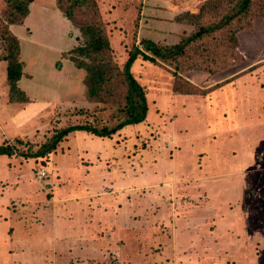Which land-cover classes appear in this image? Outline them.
I'll return each instance as SVG.
<instances>
[{
  "label": "rangeland",
  "instance_id": "rangeland-1",
  "mask_svg": "<svg viewBox=\"0 0 264 264\" xmlns=\"http://www.w3.org/2000/svg\"><path fill=\"white\" fill-rule=\"evenodd\" d=\"M142 1L97 0L120 67L140 45ZM207 1L214 3L194 0L190 9L198 13ZM41 3L47 9L37 8L40 30L33 29L31 42L23 40L32 74H25L20 86L33 100L9 101L7 63L0 59V143L18 151L0 156V264H209L217 258L240 264L235 248L214 258L216 247L197 254L191 247L211 241L210 223L231 222L225 212L235 207L236 230L245 212L246 229L262 237L254 263L264 264V110L257 104L264 107V90L243 103L236 79L253 74L264 88V17L258 2L250 11L257 16L252 27L239 29L234 22L211 38L222 46L218 69L135 59L132 71L149 105L143 122L109 137L77 130L55 151L34 158L20 151L38 148L59 127L117 123L122 101L117 93L90 98L85 70L71 52L83 38L72 23L68 30L58 23L52 0ZM208 7L212 10L200 22L222 16L220 6L219 12ZM62 53L63 61L54 65ZM112 89L125 91L116 82ZM40 167L48 172L44 178L37 174ZM59 194L70 196L55 205L51 200ZM193 226L200 235L189 241Z\"/></svg>",
  "mask_w": 264,
  "mask_h": 264
},
{
  "label": "trees",
  "instance_id": "trees-1",
  "mask_svg": "<svg viewBox=\"0 0 264 264\" xmlns=\"http://www.w3.org/2000/svg\"><path fill=\"white\" fill-rule=\"evenodd\" d=\"M6 5L1 10L0 22V58L7 63L6 80L8 86V99L15 103L30 101L29 96L19 85V80L24 73V61L21 59V44L19 38L12 32V24H21L29 13V0H5ZM59 8L71 21L83 38L82 43L71 49L78 54L73 56L76 66L84 68V83L91 99L97 100L103 96L117 93L122 97L117 123L112 126H96L92 123H74L59 127L34 150L20 151L25 157L42 158L55 151L60 142L71 132L80 130L101 137H109L119 129L143 122L149 112L147 96L143 85L138 81L132 71L135 59L139 56L149 61H184L190 66L218 69L222 66V58H218L221 50L220 42H213L211 38L216 32L238 22L239 29L252 27L253 20L257 16H251L253 5L258 2V14L264 17V0H214V3H204L197 13L189 10L179 11L176 18L190 23L192 30L181 36L171 44L161 43L150 38H141L140 45H134L128 58L120 67L114 60L111 44L105 25L101 21L97 0H57ZM209 6L222 16L210 23L199 20L204 17V12L210 11ZM220 6V7H219ZM219 7V9H218ZM208 9V10H207ZM203 21V20H202ZM236 35V34H235ZM235 40L238 36H232ZM224 58V57H223ZM75 62V61H74ZM124 88L123 94L112 89L113 84ZM18 141H22L21 138ZM18 152L10 143H0V155H13ZM89 243V242H88ZM86 253L85 251L82 252Z\"/></svg>",
  "mask_w": 264,
  "mask_h": 264
},
{
  "label": "crops",
  "instance_id": "crops-1",
  "mask_svg": "<svg viewBox=\"0 0 264 264\" xmlns=\"http://www.w3.org/2000/svg\"><path fill=\"white\" fill-rule=\"evenodd\" d=\"M41 1L42 0H29V13L27 17L25 18L24 22L21 24L11 25L12 32L20 40L21 59L24 61V66H25L23 76L20 79L21 82L24 80L25 74H29V73L32 74V71H29V69L26 70L27 62L24 57L27 58V55H26L27 53L26 52L24 53L23 40L31 42L32 37H33L32 36L33 31H34L33 29H37L38 31L40 30V27H39L40 23L39 24L37 23L39 22L38 20L39 17L38 16L35 17V14L37 13L39 14L40 12V10H38L37 12V8L41 7L42 9L44 8L47 9L41 3ZM52 1H53V8L51 9V14L54 13V18L58 19L59 21L58 23L63 24V25L65 24L68 30L70 28L71 21L64 15L63 11L59 8L57 4V0H52ZM183 1L184 0H143L142 1L143 5L141 9V19L139 22V27L137 29L139 36L142 38L144 37L150 38L152 40H155L161 43L171 44V43L177 42L181 36L189 33L192 30L193 26L190 23H187L186 21L177 19L176 13L181 11L182 9L191 10L190 8H192V3H189V2L194 1V0H188V1L185 0L187 2H183ZM193 4H196V3L194 2ZM4 6H5L4 0H0V22H1V10ZM192 11H194V9H192L191 12ZM63 51L64 50H62L61 52ZM60 58L61 59L58 58L56 60L54 65H56L57 62L63 61V58H64L63 53L61 54ZM1 60H4V59H1ZM66 61H68V58L66 59ZM5 74H6V69H5ZM256 78L257 77H255V75L253 74H242L241 76L236 78L237 83L239 84V88L237 90L239 101H243V103H250L253 100L250 98V96H252V93L253 95L256 94L259 88L264 90L263 86L259 87L260 83ZM20 80H19V85L21 83ZM23 89L29 96L30 91L26 88H23ZM252 89H254L253 92H252ZM31 98L32 97H30V99ZM31 100H33V98ZM259 103L260 102H257V104L263 111L264 107H261ZM244 105L247 106V104H244ZM48 185L49 187H51L50 183H48ZM59 195H60L58 197L59 200H56V199L55 201L51 200L53 201V203H55V205L56 204L61 205V203H63V200L61 199L70 196V195L68 196V195H61V194ZM233 201L235 202V200ZM235 208L232 212L224 211L228 215L230 214L232 216L233 219L231 222L230 221L216 222L217 221L216 220L210 223L209 225L210 229L208 233L206 234V238L211 239V241H205L204 243H202L201 246H194L193 244L194 242H192L193 246L191 247H194L197 249V250H194L195 254L199 253L198 250L205 249V251H208V249H210L209 247H216V251L218 250L216 255L214 256V258H216L217 255H220V254L223 255V253L226 254V252L231 253L236 250L241 255V258L239 257L237 259V260L241 259V261H239L240 264H255L254 256L260 253V247H261L260 240L262 239V237L260 236L259 233L256 232V229H253L251 231L249 230V227L246 229L245 212L243 215V222H242L241 230L240 231L236 230V226L234 223L237 220V214L236 215L234 214L236 213V211L238 212L239 208L238 207H235ZM221 215H223L226 219V216L224 214H221ZM53 222H55V226H57L56 225L57 221L53 220ZM197 230H198V226H195V227L193 226V232H189V235H188V237H190L189 241H195L196 239H198V235L200 234L198 233ZM178 236L181 238L180 234ZM178 236L175 235L177 239H178ZM203 237L205 238V236ZM208 239H205V240H208ZM61 253L65 255V251ZM192 260L195 261L196 259L193 258ZM216 260H217V263L210 260L212 262L209 264H225V261H224L225 258L224 260H222V262L218 258ZM196 262L197 261H195V263ZM226 264H239V263L238 262L235 263V261L232 258H227Z\"/></svg>",
  "mask_w": 264,
  "mask_h": 264
},
{
  "label": "built area",
  "instance_id": "built-area-1",
  "mask_svg": "<svg viewBox=\"0 0 264 264\" xmlns=\"http://www.w3.org/2000/svg\"><path fill=\"white\" fill-rule=\"evenodd\" d=\"M37 174H38L39 178H44L48 175V172L46 171V169L44 167H40V168H38Z\"/></svg>",
  "mask_w": 264,
  "mask_h": 264
}]
</instances>
